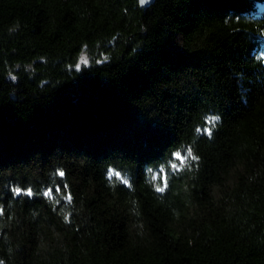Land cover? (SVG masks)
<instances>
[{"label":"trees","instance_id":"1","mask_svg":"<svg viewBox=\"0 0 264 264\" xmlns=\"http://www.w3.org/2000/svg\"><path fill=\"white\" fill-rule=\"evenodd\" d=\"M0 264H264V0H0Z\"/></svg>","mask_w":264,"mask_h":264},{"label":"snow or ice","instance_id":"2","mask_svg":"<svg viewBox=\"0 0 264 264\" xmlns=\"http://www.w3.org/2000/svg\"><path fill=\"white\" fill-rule=\"evenodd\" d=\"M84 62H86V61H84ZM77 67L79 68V65H77ZM216 119H218V118H217V117H211V118H210V121H215ZM198 131H199V130H198ZM204 132L207 133L208 135H211V129H209V128H205V129H204ZM188 156H189V157H192V159H197L196 157L192 156L191 149L188 150ZM177 158L180 159V157H179L178 154H177ZM181 163L183 164L184 161L181 160ZM173 167H175V165H173ZM57 174L60 175V176H63V175H64L63 172H58ZM114 174H115L117 177L120 176L119 173H113V170H112V169H109V170H108V175H109L110 178H111L112 175H114ZM163 190H164L163 188H159V187L157 188V191L162 192ZM14 192H15L16 194H20V193H21V189L16 188V189H14ZM26 194H27V195H32L31 190H28V192H27ZM44 195H45V196H48V195H49V192H45ZM67 199L70 200V197H67Z\"/></svg>","mask_w":264,"mask_h":264},{"label":"water","instance_id":"3","mask_svg":"<svg viewBox=\"0 0 264 264\" xmlns=\"http://www.w3.org/2000/svg\"><path fill=\"white\" fill-rule=\"evenodd\" d=\"M139 2V5L142 7H147L151 5L155 0H137Z\"/></svg>","mask_w":264,"mask_h":264},{"label":"rangeland","instance_id":"4","mask_svg":"<svg viewBox=\"0 0 264 264\" xmlns=\"http://www.w3.org/2000/svg\"><path fill=\"white\" fill-rule=\"evenodd\" d=\"M82 60H84V58L82 57Z\"/></svg>","mask_w":264,"mask_h":264}]
</instances>
